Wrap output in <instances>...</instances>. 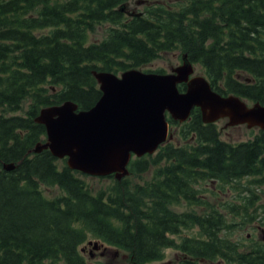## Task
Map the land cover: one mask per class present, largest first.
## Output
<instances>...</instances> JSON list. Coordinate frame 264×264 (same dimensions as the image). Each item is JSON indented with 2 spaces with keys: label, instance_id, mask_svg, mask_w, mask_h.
<instances>
[{
  "label": "trees",
  "instance_id": "1",
  "mask_svg": "<svg viewBox=\"0 0 264 264\" xmlns=\"http://www.w3.org/2000/svg\"><path fill=\"white\" fill-rule=\"evenodd\" d=\"M128 1L0 0V264H88L79 246L92 236L128 250L137 264L163 258L168 245L191 263L264 264V242L240 250L238 240L224 236L231 225L216 206L202 214L170 207L181 200L207 204L202 181L237 188L248 177L264 180V129L231 142L196 107L183 123L189 141L167 142L155 154L154 179L133 186L115 179L98 192L50 149L31 151L46 135L35 120L41 107L70 99L89 108L102 94L94 69L139 67L174 48L200 64L217 90L264 103V0H188L130 17ZM107 22L106 36L90 40L89 31ZM151 156L132 158L131 170L147 169ZM7 162L16 165L4 168ZM52 186L64 193L47 195L44 187ZM239 195L242 203L226 202L233 213L264 224L259 193L248 187ZM183 225H197L203 235L169 236Z\"/></svg>",
  "mask_w": 264,
  "mask_h": 264
},
{
  "label": "water",
  "instance_id": "2",
  "mask_svg": "<svg viewBox=\"0 0 264 264\" xmlns=\"http://www.w3.org/2000/svg\"><path fill=\"white\" fill-rule=\"evenodd\" d=\"M193 71L186 55L184 63L169 73L130 68L119 75L94 70L102 90L97 102L81 110L72 100L42 107L36 120L45 124L47 138L32 150L49 148L58 157L67 155L71 168L92 174L115 171L121 178L128 173L132 152H153L166 139V109L175 118L185 119L193 106L199 105L206 122L229 116L230 124L246 122L264 128V104L256 101L248 105L236 94L223 95L204 75L190 76ZM183 81L187 83L185 91L178 87ZM15 165L4 163L7 169ZM94 244L97 248L98 241Z\"/></svg>",
  "mask_w": 264,
  "mask_h": 264
},
{
  "label": "rangeland",
  "instance_id": "3",
  "mask_svg": "<svg viewBox=\"0 0 264 264\" xmlns=\"http://www.w3.org/2000/svg\"><path fill=\"white\" fill-rule=\"evenodd\" d=\"M188 0H148L143 1L142 3H137V0H129V9H135L136 11H154L157 6H169L174 9L182 7ZM127 16H132L129 13L125 12ZM109 22L96 25L93 30L89 31L88 37L90 40L99 41L103 39L107 34V26ZM182 50L180 48H174L169 51H162L153 60L139 65L140 68L145 70H159L164 69L165 71H171L173 67L181 64L182 62ZM119 72H121L119 70ZM196 74H204V69L200 64H196ZM251 103L250 100H248ZM29 100L24 101L23 109L19 110V114H23L28 107ZM1 109V107H0ZM228 118L223 117L217 120V127L219 129L220 136L228 141L238 142L241 140H246L249 138L255 137L260 132L259 127H248L246 123L242 124H228ZM187 127V124H182L181 122L172 124L173 128V137L172 140L176 144H184L189 138L183 134V130ZM194 141V139L192 138ZM156 155L148 157V166L147 169L142 171H135L125 176L127 183L130 186H133L134 183L146 184L156 177L155 162ZM64 162L63 158H60L59 163L62 165ZM165 161H162L160 164H164ZM149 167V168H148ZM86 182L90 186L93 192H98L102 189H110L115 185V177L112 176H93V175H83ZM240 184L246 183L245 185L237 186L234 188L232 185L226 186L214 180L202 181L203 191L201 195L204 197L208 203L207 204H195L189 203L187 201L181 200L177 203L170 205L171 209L179 213H198L202 214L207 212L212 205L216 206L224 215L227 225H231L227 230L223 231L224 236L232 240H238L240 243V250H248L252 245L262 238L260 225L261 222L252 215V219L249 221L243 220L242 214L233 213L232 209L227 206V201H236L240 204L243 202L242 197L239 194L245 193V189L252 187L256 192L259 193L260 198L255 203L260 204L264 201V180H254L253 177H248L247 179H242L238 181ZM237 189H241L240 192H237ZM44 191L49 196L61 195L64 191L59 186L44 187ZM247 193L249 191L246 190ZM252 211V209H251ZM264 225V224H263ZM262 225V226H263ZM264 233V230H263ZM171 236H174L176 240H182L185 236H200L203 235L202 229L197 225L185 226L183 225L178 233H171ZM96 238V237H90ZM91 247V246H90ZM96 256H93L95 259V264H108L110 261L107 255H101L97 250ZM188 256L177 247H168L165 249V257L161 260H155L148 264H237L235 262H227L222 260H210V259H196L194 263H187L185 259ZM96 258L102 260L97 262ZM127 263L123 264H135L128 261V257H125ZM63 264L60 262L59 264ZM113 263H116L113 262ZM90 264V263H89Z\"/></svg>",
  "mask_w": 264,
  "mask_h": 264
},
{
  "label": "flooded vegetation",
  "instance_id": "4",
  "mask_svg": "<svg viewBox=\"0 0 264 264\" xmlns=\"http://www.w3.org/2000/svg\"><path fill=\"white\" fill-rule=\"evenodd\" d=\"M100 240V239H99ZM89 239L87 240L86 244H82L80 246V251L84 255L86 262L89 264H95V259H93V256H96L97 250L101 255H107L109 258L108 264H123L124 262L127 263L125 257H128V261L131 263L129 259V254L126 250L120 249V248H113L110 245H107L103 240L99 241V248L96 250L92 249V246L88 244ZM91 246V247H90ZM96 261H102L98 258H96ZM116 263H113L115 262Z\"/></svg>",
  "mask_w": 264,
  "mask_h": 264
}]
</instances>
